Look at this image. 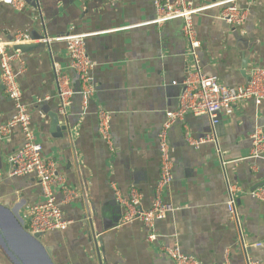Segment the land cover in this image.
<instances>
[{
  "label": "crops",
  "instance_id": "obj_1",
  "mask_svg": "<svg viewBox=\"0 0 264 264\" xmlns=\"http://www.w3.org/2000/svg\"><path fill=\"white\" fill-rule=\"evenodd\" d=\"M23 1L21 11L0 3V41L22 33L28 43L19 45L33 46L20 53L24 72L20 62L14 64L23 102L44 157L77 197L63 204L58 191L72 223L64 232L37 237L29 230V211L43 201L38 180L9 175L8 157L23 146L24 135L19 129L0 135V264H174L164 247L176 245L202 264H264V202L249 195L264 185V157H252L251 139L264 130V101L241 102L231 116H221L220 152L213 143L196 149L187 142V132L195 139L212 133L208 116L188 114L172 125L174 181L163 197L176 210L156 224L157 240L151 242L143 224L120 226L123 212L112 184L123 197L136 189L143 207H152L161 173L159 135L167 114L179 108L193 67L183 21L154 24L153 0ZM193 1L205 6L227 0ZM238 5L249 15L242 26L220 18L224 7L195 18L200 68L227 87L242 86L253 69H264V0ZM83 34H92L86 49L96 63L97 90L86 112L76 95L63 114L54 66L76 90L80 84L66 43L56 39ZM100 110L112 115V152L99 132ZM15 113L0 85V127ZM229 183L239 188V225L227 209Z\"/></svg>",
  "mask_w": 264,
  "mask_h": 264
},
{
  "label": "built area",
  "instance_id": "obj_2",
  "mask_svg": "<svg viewBox=\"0 0 264 264\" xmlns=\"http://www.w3.org/2000/svg\"><path fill=\"white\" fill-rule=\"evenodd\" d=\"M153 1L157 14L154 24L162 26L173 20L183 21V35L188 45L193 67L183 83L179 108L177 111L167 114V122L159 135L161 173L152 207L148 209L143 207L142 195L136 189L130 190L129 195L123 197L116 185L112 184L123 212L120 226L133 223L143 224L150 232L148 239L151 242L157 240L156 224L176 210L175 206L163 197L165 191L174 181L173 161L168 141L172 125L183 120L188 114L208 116L211 120L212 133L206 137L195 139L187 132L186 139L196 149H199L203 144L213 143L220 152L216 128L221 122V116L225 114L231 116L236 105L241 102L254 100L257 104H261L264 101V69H253L249 81L242 86L227 87L221 84L216 77L205 75L200 68L201 41L198 38L195 18L211 8L224 7L220 18L230 25L242 26L246 23L249 15L247 10L239 7V0L215 2L205 6H196L193 0ZM0 3L11 6L17 11L23 10L26 5L23 0H0ZM90 36L92 34L68 35L56 39L58 42L66 43L71 60L70 68L75 72L80 84V89L76 90L72 87L70 77L64 74L59 67L54 66L60 111L63 114H66L67 108L72 104L73 97L76 95L81 96L86 112L91 99L96 94L97 86L93 79L96 63L90 58L86 49V39ZM21 43H28L22 33L15 36L10 42L0 41V85L16 109L14 117L0 127V135L9 137L16 129H19L24 135L23 146L8 157L9 175L12 177L35 176L38 180L43 201L30 208L29 230L35 234H46L54 231L64 232L72 222L65 218L62 203L58 200V191L64 197L63 204L73 201L77 194L67 186L62 177L57 175L55 164L44 157L42 145L36 142L32 118L27 104L23 102V92L18 81V74L25 71V62L19 57L20 51L12 52L9 49ZM16 62H20V73L14 69ZM97 116L100 135L112 152L114 151L112 115L106 110H100ZM251 139L252 157L263 158L264 130L257 129ZM238 192L239 188L228 184L227 209L233 221L239 225ZM249 195L259 202H264V185L252 190ZM164 253L174 264H202L198 259L184 254L178 245L164 247ZM247 264L262 263L248 259Z\"/></svg>",
  "mask_w": 264,
  "mask_h": 264
},
{
  "label": "water",
  "instance_id": "obj_3",
  "mask_svg": "<svg viewBox=\"0 0 264 264\" xmlns=\"http://www.w3.org/2000/svg\"><path fill=\"white\" fill-rule=\"evenodd\" d=\"M31 48H33V46L30 45H15L14 49L17 51H20L21 53H25L27 51H29ZM41 234H38L37 237H39Z\"/></svg>",
  "mask_w": 264,
  "mask_h": 264
}]
</instances>
